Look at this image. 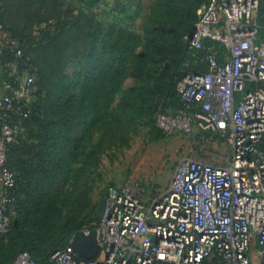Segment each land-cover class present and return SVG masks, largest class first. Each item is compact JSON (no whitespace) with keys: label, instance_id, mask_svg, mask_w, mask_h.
Here are the masks:
<instances>
[{"label":"built area","instance_id":"2783aa9c","mask_svg":"<svg viewBox=\"0 0 264 264\" xmlns=\"http://www.w3.org/2000/svg\"><path fill=\"white\" fill-rule=\"evenodd\" d=\"M0 4V237L15 215L7 167L18 142L16 122L31 114L36 76L17 38L2 23ZM259 0H208L197 12L190 50L207 40L226 50L223 63L207 58L209 71L187 74L180 113L220 132L231 147L227 165L186 160L160 194L107 189L102 217L81 232H97L99 253L80 258L69 245L48 264H264V41L259 39ZM158 117L166 131L176 118ZM15 264H37L22 253Z\"/></svg>","mask_w":264,"mask_h":264},{"label":"rangeland","instance_id":"374dc122","mask_svg":"<svg viewBox=\"0 0 264 264\" xmlns=\"http://www.w3.org/2000/svg\"><path fill=\"white\" fill-rule=\"evenodd\" d=\"M159 1L98 0L89 7L88 0H7L10 24L23 37L27 52L45 76L46 93H52L60 71L59 45L77 26L84 27L85 33L87 29L94 33L96 47L120 29L131 30L143 40L139 39L134 48L138 56L148 45L150 28L161 19L156 8ZM187 35L178 31L168 38L165 67L156 85L167 89L171 84L169 70L175 67L174 54L186 46ZM81 65L76 60L67 61L63 72L71 78ZM127 67L126 75L102 101L104 111L97 112L88 134L82 136L69 163L73 171L57 175L43 187L42 205L52 208L32 233L41 236L36 251L41 261H46L56 248L70 243L80 225L98 221L108 188L128 187L145 196L156 195L169 187L176 169L186 160L216 165H227L230 160L231 147L225 137L216 135L204 122L183 116L171 122L168 131L162 128L158 121L161 110L150 114L131 93L135 84L131 61ZM180 83L176 85L177 95H181ZM166 113L175 116L173 108H167ZM15 161L13 165H19Z\"/></svg>","mask_w":264,"mask_h":264},{"label":"trees","instance_id":"16d2710c","mask_svg":"<svg viewBox=\"0 0 264 264\" xmlns=\"http://www.w3.org/2000/svg\"><path fill=\"white\" fill-rule=\"evenodd\" d=\"M97 2L98 0H88V5L93 7ZM207 2L208 0H160L156 8L161 19L150 28L148 45L144 46L143 53L138 56L135 55L134 48L141 38L131 30L120 29L112 37L104 39L100 47H96L94 33L88 29L85 33L84 27L77 26L76 31L65 36L59 45L60 71L50 91L52 93H46L43 86L45 76L27 52L23 37L10 24L7 0H0L2 23L19 40L25 56L30 59L37 86L31 114L27 118L16 120L21 127L19 139L10 147L7 155V167L16 179L9 195L17 224L14 225L13 217L10 230L0 237V264H15L22 253H28L37 264H48L55 252L69 245L66 243L65 246L56 248L46 261L37 258L36 251L41 236H34L32 233L34 228H39L37 223H41L52 208L42 205L45 199L42 196L45 191L43 187L57 175H68L73 171L69 163L83 141L82 136L86 132L88 134L87 129L95 122L97 112L104 111L102 101L126 75L129 61L132 63V76L135 81L131 93L139 98V103L146 111H151L152 114L155 109H160L161 113L168 115L167 108H173V117H178L182 112L193 113L186 108L182 96L177 95V83L183 81L187 74L208 72V57L215 56L220 64L226 57L223 45L211 40L205 42L202 50L189 49L188 40L198 21L197 12ZM152 15L155 19V9ZM258 21L261 27L259 39L264 41V0H259ZM178 31L182 36L188 33L187 42L185 47L178 48L174 54L175 67L173 65L169 70L171 84L164 89L155 82L161 79L165 67L166 49L170 47L167 44L168 38ZM70 60H76L82 65L78 72L68 78L63 67ZM214 133L221 135L220 132ZM259 148L264 152V137ZM14 160L19 165H13ZM99 165L100 162L98 168ZM75 173L79 172L75 170ZM76 177L77 180L80 178L79 175ZM103 197L105 206L106 195ZM101 217L102 215L93 223L80 225L72 239L85 227L94 228L93 224L98 223Z\"/></svg>","mask_w":264,"mask_h":264},{"label":"water","instance_id":"95a60500","mask_svg":"<svg viewBox=\"0 0 264 264\" xmlns=\"http://www.w3.org/2000/svg\"><path fill=\"white\" fill-rule=\"evenodd\" d=\"M17 221L14 222V225ZM71 247L77 255L85 260H93L99 253V244L97 239V232L92 231L89 235L80 232L71 242Z\"/></svg>","mask_w":264,"mask_h":264}]
</instances>
